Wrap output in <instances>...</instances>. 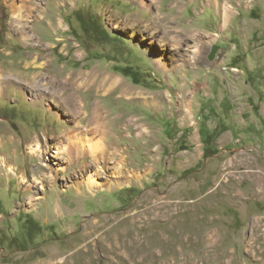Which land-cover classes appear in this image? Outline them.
Wrapping results in <instances>:
<instances>
[{"label":"rangeland","instance_id":"374dc122","mask_svg":"<svg viewBox=\"0 0 264 264\" xmlns=\"http://www.w3.org/2000/svg\"><path fill=\"white\" fill-rule=\"evenodd\" d=\"M0 72V264H264V0H0Z\"/></svg>","mask_w":264,"mask_h":264},{"label":"bare ground","instance_id":"6f19581e","mask_svg":"<svg viewBox=\"0 0 264 264\" xmlns=\"http://www.w3.org/2000/svg\"><path fill=\"white\" fill-rule=\"evenodd\" d=\"M15 8V7H14ZM18 10V9H17ZM17 18V17H16ZM93 74V73H92ZM95 74V73H94ZM78 75V74H77ZM73 73V76H77ZM2 73L0 72V81L3 79L2 78ZM46 78V77H45ZM48 79V78H47ZM81 80V85L83 86H94L96 83V79L94 78V75L90 74H83L80 78ZM48 82V81H47ZM52 83V88H50L48 94L52 96V98L59 102L61 104V106L65 107L68 110V113L70 116H72L73 118H76L79 116L80 112V107H79V101H77L75 98H71L72 103L71 105L67 102V97L64 96V93L61 94L63 91L66 90L67 88V83H63L61 80L59 81H51ZM97 86L98 89H117L122 87L121 92L122 95L124 96H128V95H132V94H138L140 95L141 93L139 92H135L133 91L130 87H127L124 84V81H121V79L117 76H113V75H104V77L99 81V83L97 82ZM30 85V84H28ZM99 112V110H97L96 108H94L91 112V117L88 119V124L87 125H83L82 122L79 120L76 123V126L72 129H68L65 133L61 134V135H53L56 137H65L66 135H68V137H72L75 138L76 141L72 142V145L70 146L69 149H65V153L68 155L69 158H71L72 160H79L81 158H83L84 153L88 152L89 154L92 155V157H94V160L97 162L98 159H103L105 162H107V160L109 159L110 155H108V146H104V142L101 140V138H99V136L103 137V132L102 130H99V122L100 119H104V116H100L97 113ZM86 112H84L85 114ZM75 129L76 132H72V130ZM79 130V131H78ZM37 138V137H36ZM93 138H98L101 142V144L99 146L94 145L92 139ZM45 139H47L45 137ZM82 139H84L82 141ZM36 140V139H35ZM43 141V140H42ZM46 141V140H45ZM45 148H46V144L41 145L40 139L37 138L35 144H33V148L31 150V153H39L41 156L45 153ZM49 150V149H47ZM116 155L117 158L115 157ZM112 158L110 159H114V162L119 164L117 167H111L109 168V170H115V173L118 174L117 179H128L130 176L132 175H125V169L123 167V163L126 161V156L124 155V152L122 150H118L117 152H112L111 153ZM69 160V159H68ZM99 160V161H100ZM98 163V162H97ZM6 166V165H4ZM7 167V166H6ZM88 186L90 188L96 187V184L94 183V181L91 180V178L88 179L87 182ZM63 261V260H62Z\"/></svg>","mask_w":264,"mask_h":264},{"label":"trees","instance_id":"16d2710c","mask_svg":"<svg viewBox=\"0 0 264 264\" xmlns=\"http://www.w3.org/2000/svg\"><path fill=\"white\" fill-rule=\"evenodd\" d=\"M124 72L125 74L129 73V71H126V70ZM199 134L201 137V141L203 143V151H204L203 157L206 158V157L216 154L217 150L215 149V147H216V141L218 138V133L216 129L209 130L207 128L201 127L199 129Z\"/></svg>","mask_w":264,"mask_h":264},{"label":"water","instance_id":"95a60500","mask_svg":"<svg viewBox=\"0 0 264 264\" xmlns=\"http://www.w3.org/2000/svg\"><path fill=\"white\" fill-rule=\"evenodd\" d=\"M213 56H214V53H212L209 57H210V59H212L213 58Z\"/></svg>","mask_w":264,"mask_h":264}]
</instances>
